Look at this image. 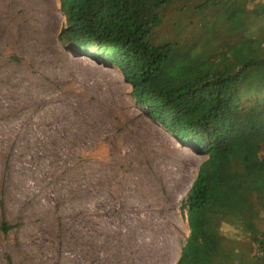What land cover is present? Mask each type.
<instances>
[{
	"label": "rangeland",
	"instance_id": "rangeland-1",
	"mask_svg": "<svg viewBox=\"0 0 264 264\" xmlns=\"http://www.w3.org/2000/svg\"><path fill=\"white\" fill-rule=\"evenodd\" d=\"M193 2L174 1L157 33L203 35L211 11ZM62 21L57 0H0V220L18 224L0 232V264H174L187 234L179 201L204 156L146 118L116 66L65 51ZM261 25L248 17L238 32ZM220 230L246 248L239 227Z\"/></svg>",
	"mask_w": 264,
	"mask_h": 264
},
{
	"label": "trees",
	"instance_id": "trees-1",
	"mask_svg": "<svg viewBox=\"0 0 264 264\" xmlns=\"http://www.w3.org/2000/svg\"><path fill=\"white\" fill-rule=\"evenodd\" d=\"M57 1L63 49L116 66L146 118L204 156L179 201L187 234L174 264H264V32L239 34L248 17H264V4L195 0L191 11H211L197 24L203 35L171 39L157 28L176 0ZM220 23L240 30L236 39L220 40ZM223 223L241 229L245 249ZM17 225L1 219L0 232ZM1 264H12L8 254Z\"/></svg>",
	"mask_w": 264,
	"mask_h": 264
},
{
	"label": "bare ground",
	"instance_id": "bare-ground-1",
	"mask_svg": "<svg viewBox=\"0 0 264 264\" xmlns=\"http://www.w3.org/2000/svg\"><path fill=\"white\" fill-rule=\"evenodd\" d=\"M188 152H193V150L192 149H188Z\"/></svg>",
	"mask_w": 264,
	"mask_h": 264
}]
</instances>
